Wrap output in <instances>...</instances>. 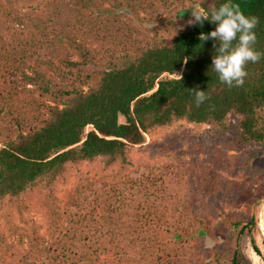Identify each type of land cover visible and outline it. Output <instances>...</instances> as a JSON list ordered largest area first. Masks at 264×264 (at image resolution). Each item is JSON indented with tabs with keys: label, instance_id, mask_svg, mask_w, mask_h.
<instances>
[{
	"label": "trees",
	"instance_id": "16d2710c",
	"mask_svg": "<svg viewBox=\"0 0 264 264\" xmlns=\"http://www.w3.org/2000/svg\"><path fill=\"white\" fill-rule=\"evenodd\" d=\"M96 1L73 0L82 27L59 28L61 14L52 11L48 3L35 0L21 6L14 1L5 6L0 0L6 14L5 22H0L5 30H0V122L7 116L12 118L6 137L0 133V218L6 210L19 208L18 202L30 192L38 188L50 191L69 166L99 163L104 172L128 168L132 165L131 148L143 145L146 135L180 121L211 126L213 141L231 150L247 144L264 145V56L245 66L243 86L230 88L220 82L212 68L217 54L213 45L219 47V42L199 39L215 30L216 24L188 23L196 7L210 13L224 3L238 5L246 17L258 18L253 48L264 52V0H174L183 6L177 16L188 20L185 26L178 27L168 39L145 40L134 52L125 46L121 51L112 47L110 33L106 34L108 39H94L96 32H87L91 21L84 20ZM117 1L138 15L171 0ZM193 89L205 91L208 97L198 107ZM230 115L237 117L236 126L231 125ZM232 131L236 136L230 139ZM143 165L149 166L147 162ZM156 176L153 172L143 180L153 193L156 191L150 186L158 187ZM218 188V184L213 185V194L219 193ZM78 193V189L70 193V203H78ZM46 204L43 206L50 208ZM224 224L235 233L238 244L233 253L230 251L231 258L217 250L216 258L244 264L239 241L248 235L264 262L254 237L258 228L255 216L247 222L233 216ZM151 231L141 230L129 241L140 248L137 258L127 255L129 244L116 235L107 244L88 239L92 244H84L83 251L70 252L69 246L55 244L57 252L46 264H171L167 260L173 252L178 253L171 245L184 235L176 233L174 240ZM199 233L207 235L204 230ZM40 238L39 234L31 236L28 250L0 240V247L5 245V253L8 251L0 257V264H40L34 260L41 254Z\"/></svg>",
	"mask_w": 264,
	"mask_h": 264
},
{
	"label": "rangeland",
	"instance_id": "374dc122",
	"mask_svg": "<svg viewBox=\"0 0 264 264\" xmlns=\"http://www.w3.org/2000/svg\"><path fill=\"white\" fill-rule=\"evenodd\" d=\"M14 1L21 2L22 6L35 0H1L5 6ZM36 2L48 3L52 11L61 14L59 28L65 25L82 27L77 22L80 16L74 10L73 0ZM91 4L95 5L90 6L89 17L84 20L91 21L87 32H96L94 39L110 33L112 37L108 42L112 47L117 46L118 51L125 46L134 52V48L153 37L168 39L178 27H184L186 21L193 19L179 18L177 13L183 6L174 0L138 15L117 0H97ZM0 6L2 23L6 14ZM186 6L190 7V3ZM123 12L129 15H121ZM3 29L1 26L0 30ZM100 49L98 53L102 57ZM229 121L233 126L238 124L235 115H230ZM10 126V116L0 122L4 138ZM212 132L209 125L180 121L146 135L143 145L131 148L132 165L124 170L104 172L99 163L69 166L65 176L50 191L38 188L18 202L19 208L6 210L0 218V240L6 239L28 250L29 238L41 235L38 247L41 254L34 260L46 264L52 262L57 252L55 244L69 246L70 252L83 251L84 244L88 247V239L105 240L107 244L118 235V240L129 244L127 255L137 258L140 248L129 241L134 235L139 236L141 230L153 229L151 232H161L160 237L184 235L182 240L174 238L176 241L171 246L178 248V253L173 252V257L167 260L171 264H230L229 258L215 256L217 250L229 253L231 258L230 251L233 253L237 248L236 235L224 221L241 216L247 222L255 216L258 228L254 237L264 254V145L247 144L231 150L217 145ZM235 136L232 131L228 138ZM143 162L149 166L146 168ZM153 172L158 174L155 177L158 187L150 186L155 193L143 181ZM217 184L219 193L213 194L212 187ZM76 189L80 191L79 201L72 204L67 198ZM47 196L49 199H44ZM44 202L50 208L44 207ZM201 230L207 231V235H200ZM22 238L24 242L20 243ZM239 247L244 264H264L252 248L248 235L240 239ZM5 249V245L0 247L2 258L8 252L5 253Z\"/></svg>",
	"mask_w": 264,
	"mask_h": 264
},
{
	"label": "clouds",
	"instance_id": "9594fccd",
	"mask_svg": "<svg viewBox=\"0 0 264 264\" xmlns=\"http://www.w3.org/2000/svg\"><path fill=\"white\" fill-rule=\"evenodd\" d=\"M192 16L194 19L189 20V24L198 23L203 26L204 21L216 24L215 30L201 34L199 39L219 42V47L213 45L217 54L212 59V68L218 74L220 82L230 88L243 86L247 76L245 66L249 62H259L264 56V52L253 48L256 43V34L253 30L259 23L258 18L246 17L238 5L232 3H224L218 9L213 7L210 13L199 8L192 9ZM234 41H237L235 46ZM193 91L197 107L208 99L205 91L198 89Z\"/></svg>",
	"mask_w": 264,
	"mask_h": 264
},
{
	"label": "water",
	"instance_id": "95a60500",
	"mask_svg": "<svg viewBox=\"0 0 264 264\" xmlns=\"http://www.w3.org/2000/svg\"><path fill=\"white\" fill-rule=\"evenodd\" d=\"M262 217H264V209H263ZM262 221L264 223V218L262 219Z\"/></svg>",
	"mask_w": 264,
	"mask_h": 264
},
{
	"label": "bare ground",
	"instance_id": "6f19581e",
	"mask_svg": "<svg viewBox=\"0 0 264 264\" xmlns=\"http://www.w3.org/2000/svg\"><path fill=\"white\" fill-rule=\"evenodd\" d=\"M264 218V217H263Z\"/></svg>",
	"mask_w": 264,
	"mask_h": 264
}]
</instances>
